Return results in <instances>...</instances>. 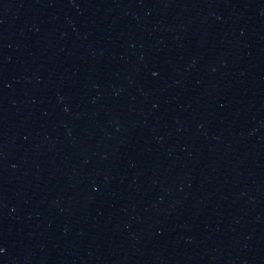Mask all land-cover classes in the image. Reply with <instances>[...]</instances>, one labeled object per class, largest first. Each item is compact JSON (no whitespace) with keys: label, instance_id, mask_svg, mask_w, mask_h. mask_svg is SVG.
I'll return each instance as SVG.
<instances>
[{"label":"water","instance_id":"obj_1","mask_svg":"<svg viewBox=\"0 0 264 264\" xmlns=\"http://www.w3.org/2000/svg\"><path fill=\"white\" fill-rule=\"evenodd\" d=\"M0 264H264V0H0Z\"/></svg>","mask_w":264,"mask_h":264}]
</instances>
